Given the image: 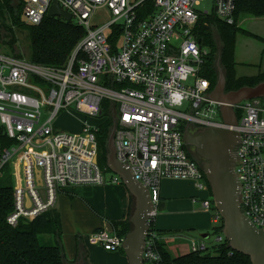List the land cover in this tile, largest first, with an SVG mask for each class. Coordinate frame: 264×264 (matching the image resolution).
Here are the masks:
<instances>
[{
    "label": "built area",
    "instance_id": "built-area-1",
    "mask_svg": "<svg viewBox=\"0 0 264 264\" xmlns=\"http://www.w3.org/2000/svg\"><path fill=\"white\" fill-rule=\"evenodd\" d=\"M54 1L86 30L63 67L0 53V176L7 168L14 186L7 222L16 226L53 209L65 187L122 183L115 173L107 180L98 162L97 134L108 116L99 125L84 121L78 132L55 122L72 108L87 117L103 116L106 100L116 125L117 158L150 190L156 206L144 261L157 257L150 223L164 178L191 180L209 194L193 201L211 213L212 229L221 227L217 242H228L201 160L190 156L184 123L192 131L214 127L240 133L235 171L242 186L241 210L264 228V103L253 98L234 104L239 122L225 123L221 103L210 98L211 81L201 74L209 50L195 32L200 17L211 13L233 24L236 0H213L212 11L201 8L206 0H23L24 22L40 24ZM99 8H107L112 18L94 25ZM79 52L85 56L77 58ZM124 240L107 228L89 238L112 251L121 249ZM208 248L206 242L190 241V251Z\"/></svg>",
    "mask_w": 264,
    "mask_h": 264
},
{
    "label": "trees",
    "instance_id": "trees-1",
    "mask_svg": "<svg viewBox=\"0 0 264 264\" xmlns=\"http://www.w3.org/2000/svg\"><path fill=\"white\" fill-rule=\"evenodd\" d=\"M23 0H0V15L11 22V26H4V38L11 48L13 56L26 58L16 52L17 38L14 28L27 30L30 38L31 52L29 59L37 64L63 67L69 60L78 43L86 35V30L75 21H66L62 17L46 15L40 24H27L23 20ZM264 17V0H236L235 21L229 24L215 13L201 16L195 32L203 46L209 50L201 74L211 81L214 88L219 78V63L226 76V91L237 90L243 86H253L264 81V69L257 74L240 75L237 71L236 43L239 34L261 40L264 36L251 32L239 25L243 15ZM219 38V39H218ZM79 52L77 58L84 57ZM110 103L104 101L105 111H109ZM238 112V116L240 117ZM113 121H104L97 134L99 143L98 162L107 166L108 139ZM182 130L186 123L181 125ZM190 146H188L189 149ZM190 150V149H189ZM197 154V153H196ZM194 159L200 157L190 152ZM209 183V182H208ZM210 185V184H209ZM135 198L130 194V205ZM14 207V186L12 183H0V264H71L81 256L85 264H89V252L84 247L82 239L76 238V257L70 261L62 239V218L55 208L43 213L34 220L21 219L16 226L7 222L8 214ZM129 211L124 219L111 220L110 224L120 236H126L132 229ZM151 231L155 232L153 250L157 257L146 259L145 264H252L248 255L235 251L229 242L218 243L213 250L188 251L174 254L171 252L163 236L172 232L156 227L155 221L150 223ZM102 229V228H101ZM97 229V230H101ZM213 228V233L221 227ZM210 234V233H209ZM41 236L44 242H41ZM54 237L52 242L50 238ZM47 237V238H45ZM124 253V248L120 249Z\"/></svg>",
    "mask_w": 264,
    "mask_h": 264
},
{
    "label": "water",
    "instance_id": "water-1",
    "mask_svg": "<svg viewBox=\"0 0 264 264\" xmlns=\"http://www.w3.org/2000/svg\"><path fill=\"white\" fill-rule=\"evenodd\" d=\"M216 10V8H215ZM71 21V14L54 1L47 14ZM219 78L210 98L221 103V113L225 123L236 126L239 122L234 104L253 98H264V81L253 86H243L237 90L226 91V76L219 62ZM113 113V111H112ZM116 125L111 129L108 139V168L120 175L122 183L135 198V209L130 217L133 229L125 236L124 253L128 264H145L143 252L149 232L150 213L156 206L150 190L134 177L130 166L121 163L116 155L114 141ZM185 142L194 147L201 159V165L210 184L215 206L223 217V233L229 246L248 255L252 264H264V228H258L241 210V184L235 171V147L241 141L240 133L225 128L207 127L192 131L187 123ZM40 178V175H39ZM44 194V190L42 189ZM159 203L157 210H163ZM209 234L205 237L208 238ZM71 264H85L81 256Z\"/></svg>",
    "mask_w": 264,
    "mask_h": 264
},
{
    "label": "rangeland",
    "instance_id": "rangeland-1",
    "mask_svg": "<svg viewBox=\"0 0 264 264\" xmlns=\"http://www.w3.org/2000/svg\"><path fill=\"white\" fill-rule=\"evenodd\" d=\"M213 0H206L203 5L201 6L204 10H213L212 7ZM112 18L109 10L107 8H99L97 9L92 23L94 25H101L106 23ZM11 26L10 21H6L0 15V53L12 55L11 48L9 44L6 42L4 38V26ZM239 25L242 28H245L249 31H252L256 34L264 36V18L256 17L253 15H243L239 20ZM14 34L17 38V45L15 46L16 52H20L24 55V57L28 58L31 52V45H30V38L29 33L27 30L21 28H14ZM219 39V38H218ZM178 41V40H177ZM264 42L244 34H239L237 43H236V59L240 61L238 64V73L240 75L244 74H255L260 69H264ZM242 62V63H241ZM219 63V61H218ZM264 103V98H262ZM72 111H62L59 116L56 118L55 122L59 126V128L71 131V132H78L81 129V124L87 120L90 124H101L105 118L108 116L110 118V111H105L103 116L100 117H87L72 108ZM185 109V108H182ZM187 111V109H185ZM108 118V119H109ZM218 119H221V115H217ZM190 152L197 156L195 148L189 147ZM100 166L102 170H104L107 180H111L114 177V173L108 169V165H104L100 162ZM165 179V178H164ZM163 179V180H164ZM173 179V178H172ZM173 180H180V179H173ZM0 183H12L13 179L11 177L10 171L5 168L3 170L2 175L0 176ZM117 185L124 186L123 183H106L107 188H115ZM125 187V186H124ZM123 187V188H124ZM197 189V188H196ZM78 186H69L65 187L62 190H59L57 201L55 204V209L60 212L62 218V229H63V242L66 248V252L68 253H75L76 252V238L79 236L84 244V247L87 251L90 252V256L88 258L90 264H128V258L125 255H122L120 251H112L107 249L102 245H93L90 243L89 238L90 235L94 232L92 224L98 217V220L101 219V214L94 212L92 208L87 205L86 201L81 197V194L78 192ZM198 190V189H197ZM202 193L200 198L205 196H209L206 192L198 190ZM115 197L119 196L118 193L114 194ZM117 195V196H116ZM113 197L107 191L106 192V199L104 200L107 206L113 204ZM131 209L130 213L134 212L135 206L134 202H131ZM129 211V210H128ZM211 216V213H209ZM158 219L156 222L158 224ZM109 221V220H108ZM109 223V227L107 228L109 231H112V225ZM157 227V226H156ZM158 228V227H157ZM160 229V228H159ZM197 240L200 242H206L209 246L210 250H213V246L218 244L216 240V234L213 233L211 227L208 228V232L210 236L208 238L202 239L201 234L203 231L201 230H189ZM47 238V237H45ZM41 242H44V237L41 236ZM50 240L52 242L55 241L54 237L51 236ZM188 247V246H187ZM214 251V250H213ZM117 256V257H116ZM116 259V261H113Z\"/></svg>",
    "mask_w": 264,
    "mask_h": 264
},
{
    "label": "crops",
    "instance_id": "crops-1",
    "mask_svg": "<svg viewBox=\"0 0 264 264\" xmlns=\"http://www.w3.org/2000/svg\"><path fill=\"white\" fill-rule=\"evenodd\" d=\"M236 61L238 64L240 63L237 59ZM257 73L258 72L255 74ZM173 179L165 178L162 180L160 203L164 204V209L160 211L158 210L155 217V224L160 229L172 231L166 234L165 240L167 241L171 252L179 254L190 251L191 239L197 240V238L188 231L201 230L203 231L201 238L205 239V236L209 234L208 228L212 227V220L209 214L210 212L203 210L199 201H193L194 198L200 200V196H202V193L196 189L194 182L191 180ZM105 185L106 184L78 186V192L86 201L87 205H89L97 215L98 213L101 214L102 218L98 220L97 217L92 224L94 231L101 228H108L110 226L108 222L111 220L124 219L128 214L130 206V193L128 189L124 187L125 185L122 187L121 185H117L115 188H107ZM107 191L114 199V203L110 204V206H107L104 202ZM117 193L119 196L116 195L117 197H115L114 194ZM157 218H160V221L158 219V224L156 222ZM198 241L200 242V240ZM117 251H120L122 255H125L120 249ZM67 257L70 261H73L76 257V252H68ZM113 261H116V259Z\"/></svg>",
    "mask_w": 264,
    "mask_h": 264
}]
</instances>
